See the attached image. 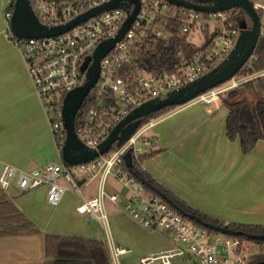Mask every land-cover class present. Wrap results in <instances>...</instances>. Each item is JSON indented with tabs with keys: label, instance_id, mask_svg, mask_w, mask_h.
<instances>
[{
	"label": "built area",
	"instance_id": "1",
	"mask_svg": "<svg viewBox=\"0 0 264 264\" xmlns=\"http://www.w3.org/2000/svg\"><path fill=\"white\" fill-rule=\"evenodd\" d=\"M30 1L40 21L51 27L66 24L109 0ZM123 2L122 6L105 10L58 35L20 38L12 32L9 24L8 32L24 56L36 91L47 110L61 152L66 140L61 113L64 97L68 91L84 83L86 71H82L81 67L87 56H92L102 41L115 37L130 12L136 8L132 1ZM139 2L138 14L128 31L101 58L99 78L88 94H92L94 103L76 129L80 139L90 149H97L113 128L145 101L163 98L168 93L179 90L208 72L215 61L221 62L235 47L240 33L234 26L236 11L232 9L206 12L177 5L169 0ZM253 4L261 13L260 36H264V2L253 1ZM12 13L6 11L9 23ZM177 22H183L185 31L198 34L203 45L207 34L217 32L211 47L189 56L179 52L182 60L173 71L151 72L144 69L132 74L130 67L137 61L143 45L158 38H169ZM261 74H264V71L246 77L234 76L188 103L220 105L223 103L222 94L225 91ZM159 120V116L143 119L135 133L122 145L114 144L108 152L81 164L69 167L64 163L51 161L44 167L20 169L13 164L5 163L0 173V187L8 189L15 175L19 174L17 183L22 189L32 190L47 186V200L57 205L69 189L82 193L73 168L79 173L94 171L101 176L99 193L95 197L84 198L78 206V211L91 213L104 224L113 264H121L119 257L127 254L129 250L115 243L111 236L105 199L118 203L122 196L120 192L109 194L105 190V183L109 177L117 179L129 190L124 209L149 229L163 227L174 231L181 241L189 245V251L194 253L192 264H250L252 256L261 254L262 249L259 253L252 254L249 241L240 235L209 232L206 227L197 225L157 192L136 181L127 170L125 153L131 151L133 159L141 162V155L147 150L139 141L146 146L152 144L147 132ZM61 179H64L67 185L60 182ZM185 255L187 252L184 248L173 245L142 256L139 264H178L175 259Z\"/></svg>",
	"mask_w": 264,
	"mask_h": 264
},
{
	"label": "crops",
	"instance_id": "2",
	"mask_svg": "<svg viewBox=\"0 0 264 264\" xmlns=\"http://www.w3.org/2000/svg\"><path fill=\"white\" fill-rule=\"evenodd\" d=\"M9 3L0 0V173L5 163L28 169L57 162L59 157L63 161L27 63L8 32ZM159 118L150 129L152 144L147 151H160L144 158L142 166L176 196L210 216L226 223L264 224V139L244 153L240 138L227 135L229 113L224 103H186ZM75 177L82 193L69 189L57 205L47 200V186L24 190L16 180L4 190L40 232L0 236V264H44L46 233L99 238L108 246L102 221L78 211L84 198L98 195L101 176L88 171ZM109 179L115 181L116 192L125 194L124 199L129 196L128 188ZM60 182L67 185L64 179ZM122 202L105 199L113 241L127 247V254L138 260L158 251V245L148 240L154 230L132 217Z\"/></svg>",
	"mask_w": 264,
	"mask_h": 264
},
{
	"label": "trees",
	"instance_id": "3",
	"mask_svg": "<svg viewBox=\"0 0 264 264\" xmlns=\"http://www.w3.org/2000/svg\"><path fill=\"white\" fill-rule=\"evenodd\" d=\"M47 1L72 2L74 0ZM14 3L15 0H10L6 10L13 12ZM259 14L261 15L260 12ZM244 20L248 27L252 25L249 15L242 8H238L234 15V26L238 31L241 30L240 25ZM172 29L173 34L169 38H158L143 45L137 61L130 67L132 74H136L144 69L151 72L173 71L182 60V56L179 55V52H182L184 56H189L202 49L210 48L214 36L217 35V32L207 34L206 42L203 45L201 43L197 44L191 40V32L183 29V22H177ZM219 63L220 61H215L211 65L210 70L215 68ZM262 71H264L263 35L259 37L252 56L236 73V76L246 77ZM222 99L229 113V118L226 123L227 135L231 139L239 137L242 151L244 153H250L255 148L258 141L264 139V74L255 76L240 83L238 86L225 91L222 94ZM93 103L94 97L90 94L87 96L76 115V129L85 119L88 110ZM177 106L178 105L166 106L145 117L144 120L152 116L163 115ZM159 151L160 149L146 151L141 155V160L154 155ZM63 163L69 167L71 166L64 162V160ZM133 163L132 169L128 168L127 170L136 181L142 183L145 181V186L150 190H153V186L158 188L185 211L195 213L208 222L226 225L233 231L264 234V224L226 223L223 220L210 216L209 214L190 206L187 202L176 196L171 190L160 184L142 166V163L138 159L134 158ZM173 207L178 210L175 206ZM194 223L202 226L196 221H194ZM207 229L209 232H214V230L210 228ZM37 232H40L38 225L7 196L4 189H0V236L22 235ZM240 236L243 239L250 240L243 234H240ZM258 242L260 243L263 252L252 256L250 264H264V241L260 240ZM68 247L99 249L102 252L103 264H112L109 247L104 240L77 234L67 235L58 233H46L45 235L47 260L44 264H95L94 260L91 258L77 257L63 253V249Z\"/></svg>",
	"mask_w": 264,
	"mask_h": 264
},
{
	"label": "water",
	"instance_id": "4",
	"mask_svg": "<svg viewBox=\"0 0 264 264\" xmlns=\"http://www.w3.org/2000/svg\"><path fill=\"white\" fill-rule=\"evenodd\" d=\"M123 1L124 0L106 1L80 14L66 24L49 27L40 21L30 0H15L10 27L12 32L20 38L58 35L105 10L122 6L124 3ZM129 1L134 2L136 8L130 12L129 17L123 23L115 37L102 41L98 45L95 53L92 56H87L81 67L82 71H86L84 83L68 91L64 97L61 113L63 126L66 130V140L61 153L64 162L69 165H77L91 161L101 154L108 152L114 144L117 146L122 145L135 133L145 117L169 105L186 104L205 91L233 78L252 56L260 37L261 19L252 0H169L171 3L177 5L206 12H217L229 9L236 11L238 8H242L249 15L252 25L248 27L245 20L241 23V30L236 40L235 47L232 48L228 56L215 68L209 70L196 80L184 85L179 90L168 93L163 98H154L145 101L121 120L113 128L109 136L99 144L97 149H90L77 134L75 127L76 115L99 78L101 58L125 35L138 14L140 8L139 0ZM124 159L127 167L132 169L134 164L132 152L127 151L124 155ZM143 183L146 182L143 181ZM152 189L171 205L175 206L185 217L198 222L206 228L221 233L235 235L243 234L250 240L264 241V234L242 233L233 231L226 225L208 222L199 215L187 212L179 207L169 196L158 188L153 186Z\"/></svg>",
	"mask_w": 264,
	"mask_h": 264
},
{
	"label": "rangeland",
	"instance_id": "5",
	"mask_svg": "<svg viewBox=\"0 0 264 264\" xmlns=\"http://www.w3.org/2000/svg\"><path fill=\"white\" fill-rule=\"evenodd\" d=\"M253 1H260V2H264V0H253ZM191 40L197 44L202 43V39L201 37L196 34V33H191L190 36ZM236 76V75H235ZM237 77V76H236ZM151 131L149 130L147 132V136L151 138ZM139 144H141L144 148H146V150H148L149 146H146L141 140L139 141ZM57 163L63 164L62 159L59 157L57 160ZM75 174H82L79 173L75 168L73 169ZM88 172V171H87ZM84 172V173H87ZM83 173V174H84ZM19 174H16L15 177L13 178V181H16L18 179ZM105 190L111 194L117 191V189H115V181L109 179L106 183H105ZM124 195L122 196V203H126L127 202V198L124 199ZM108 213L110 214L109 210ZM111 218V217H110ZM110 221V220H109ZM92 222L94 224H99L96 222V220H92ZM113 223V222H112ZM149 240V244L152 246H156L158 245V247L155 250H163V249H167L173 245L175 246H181L182 248H184L187 252V255H185L184 257H178L175 259V261L178 264H192L191 262H193L194 260V256L191 251H189V245L184 243L183 241H181L178 237L177 234L169 229L163 228V227H159L157 229H155L153 231V233L150 234V237H148ZM249 246L251 248L250 252L253 253H259L261 250V246L260 243L258 241L255 240H249ZM63 253L65 254H69V255H73V256H77V257H84V258H91L94 260L95 264H103V256H102V252L99 249L96 248H79V247H68L63 249ZM190 253V254H189ZM120 263L121 264H139V260L137 258H135L134 256L130 255V254H123L119 257ZM112 264L113 261L111 260Z\"/></svg>",
	"mask_w": 264,
	"mask_h": 264
}]
</instances>
